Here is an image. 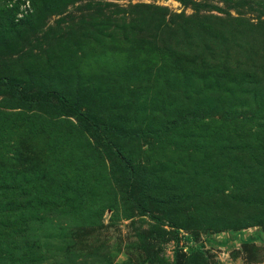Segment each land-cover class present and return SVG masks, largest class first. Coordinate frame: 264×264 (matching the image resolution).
I'll return each mask as SVG.
<instances>
[{"label": "rangeland", "instance_id": "rangeland-1", "mask_svg": "<svg viewBox=\"0 0 264 264\" xmlns=\"http://www.w3.org/2000/svg\"><path fill=\"white\" fill-rule=\"evenodd\" d=\"M4 77L44 101L0 87V248L50 213L39 264H264V0H0ZM67 103L114 126L134 175L68 140ZM186 112L202 120L162 131Z\"/></svg>", "mask_w": 264, "mask_h": 264}, {"label": "trees", "instance_id": "trees-1", "mask_svg": "<svg viewBox=\"0 0 264 264\" xmlns=\"http://www.w3.org/2000/svg\"><path fill=\"white\" fill-rule=\"evenodd\" d=\"M0 87H7L11 90H14L16 92V94H18V96H20L22 98V100H24V102H26L28 105H34V104H41L42 101H44V99H42L41 96H39L38 98H30L24 95V93L21 91L20 89V84H18V82L16 80H12L10 78H0ZM50 97L51 95H54V97L56 98H63L64 102H67V98L63 97L62 94L58 93V92H52L48 94ZM67 106H69V104L67 103ZM71 109L74 110V114L75 117L79 120L80 122V127H77L74 123L70 122V125L72 126V130L69 132V134H71V136H69L68 140L70 141H82L83 145H87V148H94L96 150H100L101 146H106L112 154H114V160H118L121 164V168L123 169L124 173L128 174V176H132L134 175L133 173V166L131 165L129 158L125 155L122 154L121 149L118 147V145L115 144V140H114V135L118 134V131L114 128V126H108V124L104 123V124H98L96 122H94L91 118L87 117L81 110L79 111L77 108H75L74 106H69ZM35 118H37V116H33ZM202 117L196 113L193 112H186L184 114H182L178 119L175 120H171L170 122H166V125L162 126V131L166 132L169 129H171L174 126L177 125H184V124H191L194 122H198L201 121ZM46 121V120H45ZM49 123V122H46ZM88 126L89 128H91L92 130L96 131L98 133V141H96L94 143V145L91 143V140L88 139L87 137H85V135L82 132V126ZM46 133L44 134H39L40 137H43ZM29 165L35 166V163H31L29 162ZM40 173L42 172L41 170H39ZM27 174L28 170L25 169L23 171V174ZM29 174V173H28ZM250 175L247 170L246 173ZM255 175H252V177H254ZM39 182L36 180H33V178L31 177L27 182H21L20 184H16L15 181H13L12 185L9 187L11 192L16 193L18 195H20L19 191H22L21 194H23L25 192V190H27L29 187H33L38 185ZM71 185V183H70ZM65 186H68L65 183ZM177 195L173 196V199L176 200ZM178 199H181V196L178 197ZM130 202L132 204H134L141 213H146L148 212V203L150 202H154V200H152V198L150 199H146L145 197H142L139 199L134 198L133 200H130ZM9 208H12L15 210V208L19 207V211L15 210V213L8 216L9 218L14 219V221L18 222L20 221V226L18 225V229L21 228V226H25V228H27L30 224V222H25L27 221V217L26 214H30L27 213V211H30V208L27 205H21L19 206L17 203H15L14 200L9 202ZM18 212V213H17ZM52 212V211H51ZM20 214L19 216H16ZM24 214V215H23ZM50 214V213H48ZM47 214V215H48ZM70 213H65V212H57V217L59 218V223H64L61 220H64L63 217H67L70 218V216L68 215ZM22 215V217H21ZM31 215H33L31 213ZM45 215L44 218L42 219H38L41 220L38 222V227L34 230V233L32 234V236L28 237L23 234V229L18 230V235H21V238H23L22 242L27 243V245H23L22 247H19L17 249H22L21 253L19 252V254H14L12 252H10L9 250H4V248H0V264H39L36 262V258H37V253H39V251L37 250V244H35L36 240H37V234L36 232L39 230H45V229H53L52 226H54V220L53 219H48V216ZM16 217V218H14ZM34 217V216H33ZM31 216V218H33ZM21 218V219H20ZM30 218V216H29ZM33 220V219H32ZM34 221V220H33ZM28 229H26L27 231ZM264 232V229H263ZM23 234V235H22ZM15 247V246H14ZM16 250V249H14ZM13 250V251H14ZM179 260V256L177 254V252H175V264L178 262Z\"/></svg>", "mask_w": 264, "mask_h": 264}]
</instances>
